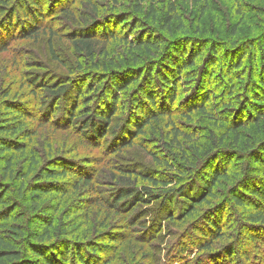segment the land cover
<instances>
[{"label": "rangeland", "instance_id": "1", "mask_svg": "<svg viewBox=\"0 0 264 264\" xmlns=\"http://www.w3.org/2000/svg\"><path fill=\"white\" fill-rule=\"evenodd\" d=\"M40 4L38 31L26 36L24 13L0 6V141L11 144L0 149V182L15 203L8 218L0 214V234L21 242L19 233L41 229L37 220L47 213L54 216L53 236L79 240L90 264H264V225L250 223L246 212L264 211V203L248 195L251 186L264 191V115L250 111L264 90V0ZM172 7L179 19L169 24L165 15ZM8 14L12 30L5 24ZM82 32L95 41L93 56L75 45ZM169 57L176 63L171 67ZM185 61L192 64L182 67ZM166 74L175 87L157 80ZM112 76L127 86L115 94L118 106L106 129L86 136L74 117L65 121L64 101L78 118L99 114L109 104ZM61 85L68 87L58 101L48 89ZM145 88L153 89L167 113L137 133L132 108ZM172 89L169 104L165 96ZM6 122L12 126L4 132ZM47 165L66 173L39 175ZM213 169L224 172L214 195L197 214L184 216L186 195H197ZM36 181L51 187L38 198L37 210L30 197ZM128 185L147 186L156 195L136 200L132 211L114 206V188ZM172 186H184L186 193ZM234 193L246 198L243 206L231 198ZM206 210L215 211L224 234L213 247L198 250L207 232ZM87 239L90 248L82 245ZM232 244L237 246L229 255L225 247Z\"/></svg>", "mask_w": 264, "mask_h": 264}, {"label": "trees", "instance_id": "2", "mask_svg": "<svg viewBox=\"0 0 264 264\" xmlns=\"http://www.w3.org/2000/svg\"><path fill=\"white\" fill-rule=\"evenodd\" d=\"M3 4L0 6H4L7 8L9 7L8 12L10 14L11 10H15L16 7L19 8L25 15V20L28 21L26 28V31L22 32V35H32L34 32L38 31V19H41V15H43L42 12V6L40 4V0H0ZM146 0H140V2H144ZM151 2V7L153 6V3L155 0H149ZM10 6L7 5L10 3ZM62 9V8H61ZM33 10V11H31ZM65 11L66 9H62ZM175 8L172 7L171 10L168 11V13L165 15V19L168 20V23L170 24L172 22V19L178 15L174 13ZM12 11V12H13ZM8 14V20L5 24H7V27L9 29H13L12 23H11V15ZM29 16V17H28ZM170 16V17H169ZM28 17V18H27ZM179 19V18H178ZM101 26V25H100ZM105 30V27H104ZM106 33V30L104 31ZM115 35V32L113 30L109 31L107 30V36ZM89 34L86 35V33H81L78 35L75 39V45L80 50L86 51L90 56H93L94 49L92 46L95 45V41L93 40V37H88ZM134 42L137 41L136 39L133 40ZM147 40L142 39V44H144ZM3 42L0 41V46ZM141 44V45H142ZM235 61L234 67L239 66L240 60H238V63ZM168 64L171 67L172 64H176L173 62L172 57H169ZM192 62H186L182 64V67H187L191 65ZM176 70L180 71V67H177ZM159 77V76H158ZM41 77L36 78L34 80V83L38 82ZM115 78V79H114ZM153 78V75H151V71L147 72L146 81L151 82ZM133 79V78H132ZM112 85L110 86L112 88L108 89L110 92L106 93L109 98V104L105 105L99 114L95 113H88L85 115L84 118H78V113L75 111V108H71V106L67 105V101H64L65 105L63 106L66 110H69V113L64 116L65 121L69 120L70 122L74 121L75 123H79L77 127L81 128L80 131H82L86 136L89 137H98L101 135V132L103 129H106L107 125L109 124L111 120V115L114 114L115 108H117V97L116 93H118L120 90L124 89L127 84L119 83L117 77L112 76ZM157 80H160V82L164 85H167L169 87H175V81H171L169 75H161ZM172 82V83H171ZM67 85H61L59 88L55 90H49L50 95L52 97H55L58 99V101L64 100V94H66ZM261 88H264V81L263 84L261 83ZM46 90V89H45ZM76 92L82 93L81 89L75 90ZM74 91V92H75ZM261 95L259 96V100L262 99V101H258L255 99L253 101V105L250 106V111L256 116V118H261L262 115H264V90L261 91ZM83 96V95H81ZM174 92L168 91L166 94V98L168 100V103L171 104V102L174 99ZM58 103V102H57ZM134 107L132 108L134 110L133 113V119L131 122L134 124V127L136 128V132H140L143 130V126L145 124L149 123L153 118L158 117L161 114L167 113V111H163L160 109V101L154 95V91L152 88L147 89L145 88V91L142 92L141 96L136 98V101H134ZM59 108V105H56L53 107ZM263 110H262V109ZM8 112H11L13 110L7 109ZM7 117V116H6ZM3 131H8V129H11L12 123L6 122L2 124ZM126 143H132V140L126 141ZM11 146L7 142V140H1L0 141V149L6 150ZM52 170L49 173H44L43 169ZM40 170L39 175L41 176H47V175H55L57 172H61V175H64L66 173V169L61 168H51L48 165L44 166ZM224 172L222 170L213 169L208 175H210L208 178L203 180V183L201 184V188L198 190L197 195H186L188 198V201H186V206H183L184 212L182 213L184 216L186 215H192L197 214L199 211V205L203 202H206L210 199L209 197L214 195V186L218 183L219 180L223 177ZM43 182V183H42ZM36 181V183L31 187L30 190V197L34 198L35 202L33 203V208L37 210L40 208V204L38 203L39 197L41 194L46 193L50 190L51 187L48 186L46 181ZM124 184V183H123ZM9 186H7L5 183L0 182V204H3L4 207L1 210L0 214L4 218H8L15 208L13 207L14 202H11L7 197V192L9 190ZM171 191L175 192L178 191L180 193H186L184 190V186H181L177 188L176 186H172L170 188ZM165 194L169 196L170 191H166ZM156 194L153 193L149 187L147 186H118L114 188V191L112 192L111 200L112 204L114 206H119L121 209H125L127 211H132L136 207V203L138 201L143 200H149L150 198H153ZM248 195L255 200H259L260 204L264 203V191L261 189L250 187ZM231 198L238 204L243 206L245 197H241L238 194L234 193L231 195ZM138 200V201H136ZM259 206V205H258ZM209 210V209H207ZM204 211L201 213L203 215V226L205 227V231H207L204 235L205 239L200 240L196 243V246L198 250L204 249V248H211L214 245L215 239L219 238L221 235H223V231L221 230L220 224L215 219V211L212 213ZM207 212V213H206ZM247 218L249 219L250 223L256 224L259 223L260 225H264V211L260 208H254L253 210H247ZM42 217L37 220L40 224H43L41 229L33 231L32 233L27 232H20L19 238L21 242H15L8 240L4 238L3 235L0 234V264H67V262H70V264H90V262L87 259V256L85 253L82 252L80 242L76 238L74 239H68L67 237L63 238L61 235L53 236L54 234V216H49L47 213H41ZM183 215L180 216V218H183ZM45 218H50L46 220ZM52 218V219H51ZM174 218V216H173ZM205 224V225H204ZM200 226L197 225L195 227L196 230H198ZM22 231V230H20ZM208 234V235H207ZM52 239L54 241H52ZM48 240V241H47ZM49 242L50 245H49ZM82 245L92 247L93 245H90L89 239L87 241H84ZM48 243V244H47ZM237 245H233L229 248V246H226V253L231 255ZM94 247L92 252H94ZM71 250V251H70ZM28 253L31 254V256L28 255ZM219 255L211 256L209 259L213 260L218 257Z\"/></svg>", "mask_w": 264, "mask_h": 264}]
</instances>
